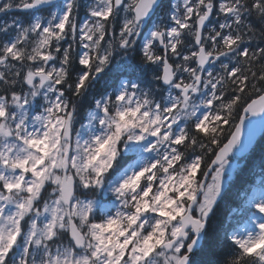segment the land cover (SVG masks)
I'll return each mask as SVG.
<instances>
[{"label": "snow or ice", "instance_id": "6c2138e0", "mask_svg": "<svg viewBox=\"0 0 264 264\" xmlns=\"http://www.w3.org/2000/svg\"><path fill=\"white\" fill-rule=\"evenodd\" d=\"M13 10L0 264H264V181L227 252L212 227L234 161L264 132V0H0Z\"/></svg>", "mask_w": 264, "mask_h": 264}, {"label": "trees", "instance_id": "16d2710c", "mask_svg": "<svg viewBox=\"0 0 264 264\" xmlns=\"http://www.w3.org/2000/svg\"><path fill=\"white\" fill-rule=\"evenodd\" d=\"M252 41V47L255 48L259 41ZM258 42V43H257ZM140 53L134 52L133 58L138 59ZM93 98L87 96L82 99L78 104V109H83V104L87 102H92ZM259 174H264V135L260 138L257 145L251 151V153L244 159L242 164L236 170V176L231 181L230 189L227 194L218 202V207L216 209V216L212 220V227L218 233L221 242L224 245V251L229 250V245L224 240L225 232L234 227L236 219V208H240L244 203V198L242 196L244 191L248 190L251 181H255Z\"/></svg>", "mask_w": 264, "mask_h": 264}, {"label": "rangeland", "instance_id": "374dc122", "mask_svg": "<svg viewBox=\"0 0 264 264\" xmlns=\"http://www.w3.org/2000/svg\"><path fill=\"white\" fill-rule=\"evenodd\" d=\"M83 17H84V16H83ZM83 17H82V18H83ZM82 18H81V19H82ZM234 164H236V163L234 162ZM262 181H264V178H262V179L257 183V185H255V186L252 188V190L246 191L247 196H250V195L252 194L253 191H258V190L262 187Z\"/></svg>", "mask_w": 264, "mask_h": 264}, {"label": "water", "instance_id": "95a60500", "mask_svg": "<svg viewBox=\"0 0 264 264\" xmlns=\"http://www.w3.org/2000/svg\"><path fill=\"white\" fill-rule=\"evenodd\" d=\"M262 132L259 130V128L257 129V132H256V135H255V138H254V142L256 141L257 137L261 134ZM253 142V143H254Z\"/></svg>", "mask_w": 264, "mask_h": 264}]
</instances>
